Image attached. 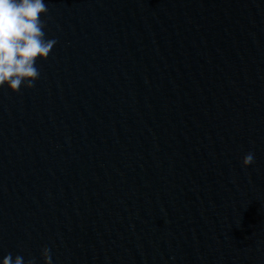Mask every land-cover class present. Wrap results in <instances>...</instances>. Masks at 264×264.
<instances>
[{
    "label": "water",
    "instance_id": "1",
    "mask_svg": "<svg viewBox=\"0 0 264 264\" xmlns=\"http://www.w3.org/2000/svg\"><path fill=\"white\" fill-rule=\"evenodd\" d=\"M44 3L56 43L0 87V258L264 264V0Z\"/></svg>",
    "mask_w": 264,
    "mask_h": 264
},
{
    "label": "clouds",
    "instance_id": "2",
    "mask_svg": "<svg viewBox=\"0 0 264 264\" xmlns=\"http://www.w3.org/2000/svg\"><path fill=\"white\" fill-rule=\"evenodd\" d=\"M46 11L44 0H0V87L16 92L22 85L31 88L37 79V59H46L56 43L45 39L40 17ZM252 160V154L248 153L243 157V166ZM42 256L44 264H50L47 248L42 250ZM0 264H25V261L19 255L8 254L0 258Z\"/></svg>",
    "mask_w": 264,
    "mask_h": 264
}]
</instances>
